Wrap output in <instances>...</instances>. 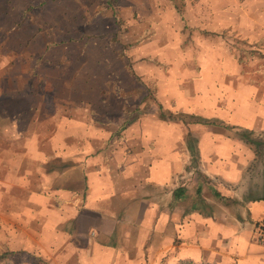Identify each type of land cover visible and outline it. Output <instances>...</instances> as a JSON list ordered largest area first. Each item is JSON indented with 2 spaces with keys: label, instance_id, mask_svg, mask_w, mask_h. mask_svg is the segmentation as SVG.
<instances>
[{
  "label": "rangeland",
  "instance_id": "1",
  "mask_svg": "<svg viewBox=\"0 0 264 264\" xmlns=\"http://www.w3.org/2000/svg\"><path fill=\"white\" fill-rule=\"evenodd\" d=\"M263 94L264 0H0V112L8 116L0 124L10 137L5 143L33 138L51 154L55 147L57 175L65 173L61 179L77 187L86 169L93 178L90 186L97 188L105 174H120L110 154L119 142L116 134L134 123L135 129L141 127L142 116L168 123L186 145L187 132L193 135V127L203 125L180 120L179 114L187 113L214 120L206 127L253 150L242 175L259 191L264 131L248 127L252 121L236 108H255ZM159 105L176 120L160 118ZM231 110L236 114L228 119ZM242 129L258 144L241 139ZM15 162L7 165L14 174ZM5 177L14 182L0 184V199L3 195L6 201L0 200V254L10 253L0 257V264H98L91 262L97 259L104 261L99 264H220L179 255L177 211L193 202L202 212L216 210L222 217L224 206L234 214L240 208V200L215 195L211 185L204 193L214 199L211 204L196 196L197 189L180 203L169 196L168 218L175 224L161 234L165 197L145 190L137 195L144 209L132 208L143 216H118L124 247L115 248L113 235L110 247L95 256L77 246L89 237L72 248H56L48 234L34 236L35 225L18 208L21 200L12 201L21 196L18 177ZM197 177L202 185L209 182ZM218 188L224 191L221 184ZM71 229L65 232L69 239ZM134 242L139 247L128 246Z\"/></svg>",
  "mask_w": 264,
  "mask_h": 264
},
{
  "label": "crops",
  "instance_id": "2",
  "mask_svg": "<svg viewBox=\"0 0 264 264\" xmlns=\"http://www.w3.org/2000/svg\"><path fill=\"white\" fill-rule=\"evenodd\" d=\"M255 105L252 109L237 106L236 110L252 121L248 127L264 131V94L257 96ZM233 112H227L228 119L234 118ZM7 117L0 112L1 121L7 120ZM137 121L141 127L135 129V123L129 125L120 133L115 146L110 142L113 145L110 154L121 170L114 177L105 174L100 188L90 186L93 178L87 169L83 171L79 187L77 183L67 182L66 178L61 179L60 176L65 173L59 172L61 175L58 176L59 170L52 162L56 156L55 147L51 154L50 149L46 153L43 145L33 138H27V143L20 145L5 143L10 137L3 132L5 125L3 128L0 124V184L14 182L7 181L6 175L18 177L21 196L12 198V201L21 200L18 208L23 209L26 218H31L35 225L31 229L34 236L38 238L48 234L56 248H72L76 242L89 237L85 244L77 246L89 248L92 254L98 256L101 250L104 252L110 247L107 243L113 235L116 237L115 248L124 247V237L119 235L118 229V223L122 222H119L118 216L122 213L143 216V213L132 209L143 210L145 207H142L143 199L137 200L140 192L144 194L145 190L151 189L161 191L160 197L164 195L165 199L160 202V233L166 234L168 227L175 224L170 225L168 218L169 196L173 197L174 189L184 188L185 197L175 198L177 203L190 197L199 187L200 195L211 204L213 198L204 194L206 186L211 185L214 193L240 200V208L234 214L224 206V217L216 210L202 212L200 207L192 208L196 202L187 210H178L175 228L180 240L179 255L220 264H264V247L256 243L252 235L254 221L264 217V185H258L259 191H255L242 175L244 165L255 157L253 150L235 138L213 131L211 127L195 125L193 136L196 138L197 154L196 163H192L182 134L178 137V131L171 129L168 123L147 116ZM50 135L53 133L49 132ZM14 161H17L15 174L7 166ZM69 168L72 169V166ZM197 174L209 182L202 185ZM191 177L194 178L192 182L189 180ZM220 184L224 191L218 188ZM1 197L0 200L6 202L3 195ZM69 226L73 232L70 239L65 234ZM34 236L31 238L35 239ZM128 246L138 245L134 242ZM115 252L114 256H120V252ZM82 257L80 262H85ZM91 262L99 264L104 261L97 259Z\"/></svg>",
  "mask_w": 264,
  "mask_h": 264
},
{
  "label": "trees",
  "instance_id": "3",
  "mask_svg": "<svg viewBox=\"0 0 264 264\" xmlns=\"http://www.w3.org/2000/svg\"><path fill=\"white\" fill-rule=\"evenodd\" d=\"M159 109H160V113H159L160 118L165 119V120H176L175 117H173L174 115L172 113H166V111L161 109L160 105H159ZM179 115L182 116V118H180V120H182L184 123H201L203 125L216 123L214 120L203 119L202 117H200L198 115H194V114L180 113ZM183 116L192 117V120L191 121H185V118ZM225 127L226 128L227 127L234 128L235 126L231 125V126H225ZM238 134H239L240 138L243 139L244 141L251 143V144H258V140L251 136L250 131L242 129L241 131H239ZM116 135L119 136L120 133L117 132ZM115 139H117V138L114 137L113 140L112 139H110V140H111V142H114ZM185 143H186V148L190 154L192 163H196V154H197L196 146H195L196 145V138L190 132H187V134H186ZM67 165H68V163L64 162L61 165V167L64 168ZM58 167H60V166H58ZM199 194H200V189L198 187L197 188V195L199 196ZM214 194L218 195L219 193H214ZM183 196L185 197L183 187H177L176 189H174V191H173V197L174 198H181ZM192 208H196L195 205H193ZM8 253H10V251H6V253H1L0 257L5 255V254H8Z\"/></svg>",
  "mask_w": 264,
  "mask_h": 264
},
{
  "label": "built area",
  "instance_id": "4",
  "mask_svg": "<svg viewBox=\"0 0 264 264\" xmlns=\"http://www.w3.org/2000/svg\"><path fill=\"white\" fill-rule=\"evenodd\" d=\"M252 235L255 242L264 247V217L254 221Z\"/></svg>",
  "mask_w": 264,
  "mask_h": 264
}]
</instances>
